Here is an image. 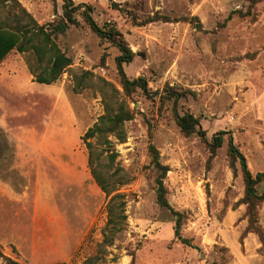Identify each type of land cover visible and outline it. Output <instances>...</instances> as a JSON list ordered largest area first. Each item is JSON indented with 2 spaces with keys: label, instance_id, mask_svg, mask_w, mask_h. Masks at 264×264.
Masks as SVG:
<instances>
[{
  "label": "rangeland",
  "instance_id": "rangeland-1",
  "mask_svg": "<svg viewBox=\"0 0 264 264\" xmlns=\"http://www.w3.org/2000/svg\"><path fill=\"white\" fill-rule=\"evenodd\" d=\"M71 1L89 6L98 25L117 27L134 54L124 73L143 78L150 95L125 96L119 52L89 29L82 9L76 24L53 38L72 60L54 83H34L21 99L0 86V123L7 126H0V177L10 185L8 202L0 198V264H264V200L249 210L242 203L241 169L227 149L231 137L252 176L264 172V0H113L117 9L108 0ZM62 4L7 1L0 20L31 18L52 29ZM156 15L169 20L143 24ZM12 53V63L40 71L32 52ZM166 87L184 96L176 104L162 100ZM120 102L133 113L124 141L87 140L104 149L98 171L110 190L105 196L81 137ZM175 114L197 118L204 139L184 134ZM218 133L223 144L211 154L207 143ZM150 147L168 168L163 184L172 211L156 204ZM17 155L31 161V177L11 172ZM255 189L264 192V179ZM115 194L123 196L126 219L118 218L116 199L109 224ZM174 212L182 217L180 235L199 251L174 238Z\"/></svg>",
  "mask_w": 264,
  "mask_h": 264
},
{
  "label": "trees",
  "instance_id": "trees-1",
  "mask_svg": "<svg viewBox=\"0 0 264 264\" xmlns=\"http://www.w3.org/2000/svg\"><path fill=\"white\" fill-rule=\"evenodd\" d=\"M7 1L13 0H0V4ZM54 1V0H52ZM62 1V18H60L55 24H53L52 29L44 28L39 26L29 18L28 23L20 22V18H15L11 23H7V20H0V62L7 56L11 51H16L17 53H27L32 52L37 61L41 66L40 71L37 73L35 69L27 65L30 74L33 77V81L39 84L50 85L54 83L72 64L70 57L66 56L61 52L53 41L56 34H62L68 28L69 25L76 24V19L74 17L75 13L79 12L82 16L83 21L89 27V29L96 34L102 41L110 43L114 46L119 54L115 58V64L117 68L118 75L120 77V84L124 91L125 96H130L135 90H140L144 95H150L145 80L141 77L130 80L126 77L123 66L132 61L134 54L128 47L127 43L124 41L121 33L118 31L114 24L104 23L101 26L98 25L92 18V9L89 6H76L71 0H61ZM113 9H117V4L113 0H108ZM22 15L27 17L25 11L22 10ZM169 19L165 17L153 16L149 17L144 21L143 24H148L155 21H165ZM192 20V19H191ZM199 26V25H197ZM184 95L182 93L175 92L170 87H166L163 93L160 94L162 100L172 101L174 104L178 99L182 98ZM133 117L132 111L125 105L124 102L117 104L116 108L108 109L106 108L103 115L99 116L92 127L88 128L86 132L82 135L81 141L85 145L87 150V167L89 169L90 175L96 185L104 193L105 196L110 194V190L107 187L106 179L100 174L98 168L101 167L100 160L102 158V153L104 151H97L94 149L93 145L87 140L96 138L100 145L108 146L110 141L109 136L115 137L119 142H123L124 135V124L131 120ZM175 121L179 129L186 135L196 133L199 137H205L204 131H202L199 121L197 118L190 114L178 115L175 114ZM223 133H218L212 137L211 141L207 143V147L211 154L220 148L223 144L222 139ZM227 149L230 158L236 162L238 161L241 176L244 183V197L242 203L248 208L252 206L256 201L264 200V192L261 195L256 193L255 186L262 182L264 179V172L256 174L254 177L248 170L246 160L244 156L240 153L237 147L233 144L232 138H228ZM106 151V150H105ZM150 152L152 155V163L156 169L157 176L155 179V200L159 207H163L172 211L168 201L166 199V190L163 184V180L168 172V168L162 165L158 159V154L153 147H150ZM121 198L120 194H115L110 197L107 204V215L109 216L108 223L113 224L112 219L113 208L110 206L113 200L118 199L117 207L119 208L118 218L121 221L126 219L124 213L125 203ZM176 216L175 227H174V238L181 244L191 246L195 250L199 251V248L191 245L190 241L183 238L180 235V227L182 217L179 213H173ZM250 215V213H249ZM250 232L248 228L245 229L244 234ZM263 243V242H262ZM264 245V244H263ZM93 259L89 258L84 261L83 264H92ZM64 264V263H55ZM214 264V263H211Z\"/></svg>",
  "mask_w": 264,
  "mask_h": 264
},
{
  "label": "crops",
  "instance_id": "crops-1",
  "mask_svg": "<svg viewBox=\"0 0 264 264\" xmlns=\"http://www.w3.org/2000/svg\"><path fill=\"white\" fill-rule=\"evenodd\" d=\"M14 58H15V56L13 55V53L11 51L0 62V86L3 84H6L5 89L3 87L2 90L4 89L8 95L10 94L11 96L16 97L17 99H21V98L30 94L27 89H28V87L34 86V83H36V82L33 81V77L30 74V72L26 66H24L23 64L18 63V62H14V63L11 62ZM31 79H32V81H31ZM0 90H1V88H0ZM18 110H22V112H19V115L24 114L23 109H21V107H19ZM18 110H15V111H18ZM8 112L12 113L11 110H8ZM13 117L18 118L17 115L13 116ZM0 119H2V118L0 117ZM0 126L1 127L2 126L7 127V126L2 125L1 123H0ZM18 157H19V155H17V159L14 160V162L12 163V166H11L12 171L11 172L13 173L14 176L16 175L20 179H24L25 177H31L30 173H32V171L30 169L33 168L30 165L31 161H29L27 159L26 155H24V157H26V159H23V156H22V159H18ZM8 167H9V165H8ZM4 174L6 176L7 174H9V171L4 172ZM35 175L37 176L38 174L35 173ZM9 190H10L9 183L0 177V198L4 199V201H7L8 196H10ZM1 212H3V215L6 214L4 209L3 210L1 209ZM1 212H0V214H1ZM1 220H2V218H1ZM3 225H4V218H3Z\"/></svg>",
  "mask_w": 264,
  "mask_h": 264
}]
</instances>
